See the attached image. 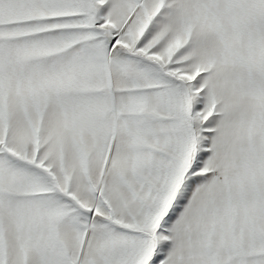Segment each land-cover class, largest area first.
<instances>
[{
	"label": "snow or ice",
	"instance_id": "snow-or-ice-1",
	"mask_svg": "<svg viewBox=\"0 0 264 264\" xmlns=\"http://www.w3.org/2000/svg\"><path fill=\"white\" fill-rule=\"evenodd\" d=\"M0 264H264V0H0Z\"/></svg>",
	"mask_w": 264,
	"mask_h": 264
}]
</instances>
